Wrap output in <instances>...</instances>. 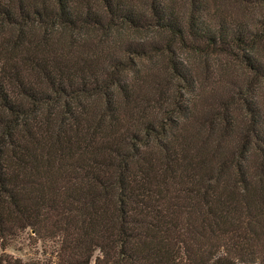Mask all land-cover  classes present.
I'll use <instances>...</instances> for the list:
<instances>
[{"label": "trees", "instance_id": "16d2710c", "mask_svg": "<svg viewBox=\"0 0 264 264\" xmlns=\"http://www.w3.org/2000/svg\"><path fill=\"white\" fill-rule=\"evenodd\" d=\"M215 1L0 0V264H264V0Z\"/></svg>", "mask_w": 264, "mask_h": 264}, {"label": "rangeland", "instance_id": "374dc122", "mask_svg": "<svg viewBox=\"0 0 264 264\" xmlns=\"http://www.w3.org/2000/svg\"><path fill=\"white\" fill-rule=\"evenodd\" d=\"M215 3L220 7L221 10H223L224 14H227L228 16H231L232 19L241 21L244 24L252 25L254 20L256 18H261L262 11L261 8L255 6L254 4L248 3L243 4L240 2H237L235 0H216ZM222 12V13H223ZM133 38H145L149 39L148 35H145V33H139V34H132ZM179 58L188 66V67H194L196 71L200 74V76H215L217 78H223L224 81L227 82L229 79V75L231 74V77H238L240 75H244L243 69L239 68L238 65H236L235 62H233L228 57H214V56H196V54L193 53H180ZM246 73V72H245ZM248 74V72H247ZM226 76L228 77L226 80ZM34 251L36 253H34ZM12 252V251H11ZM24 254L21 258H28L30 256L35 258H41V251L39 250V247H37L35 250L26 249L24 251ZM15 255V254H14Z\"/></svg>", "mask_w": 264, "mask_h": 264}]
</instances>
